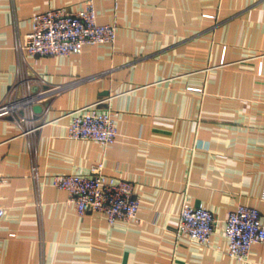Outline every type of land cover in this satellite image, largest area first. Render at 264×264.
Returning a JSON list of instances; mask_svg holds the SVG:
<instances>
[{
  "label": "crops",
  "instance_id": "1",
  "mask_svg": "<svg viewBox=\"0 0 264 264\" xmlns=\"http://www.w3.org/2000/svg\"><path fill=\"white\" fill-rule=\"evenodd\" d=\"M92 1L97 23L117 25L114 45L25 56L35 92L61 88L46 92L32 132L0 118V264L264 261V242L239 260L226 254L224 235L238 204L264 220V0ZM85 2L0 0V103L17 81L15 41L33 14ZM98 101L115 114V141L68 138V113ZM33 152L40 188L29 175ZM97 162L132 182L138 221L79 216L50 184L54 174H89ZM184 202L215 217L208 244L175 235Z\"/></svg>",
  "mask_w": 264,
  "mask_h": 264
},
{
  "label": "built area",
  "instance_id": "2",
  "mask_svg": "<svg viewBox=\"0 0 264 264\" xmlns=\"http://www.w3.org/2000/svg\"><path fill=\"white\" fill-rule=\"evenodd\" d=\"M116 30L115 23H97L92 0H86L84 7L76 11L55 7L33 14L30 31L23 36H17L15 41L18 56L17 81L0 103V118L15 117L20 123L29 124L28 132H32L39 126L35 116L37 113L33 112L32 106L40 104L46 92L53 93L61 88L56 86L33 92L32 80L22 68L25 56L38 58L78 54L85 44L113 46ZM19 90L20 95L17 94ZM99 103L98 101L68 113V138L94 140L104 146L115 141L118 135L115 114L110 109L99 107ZM34 154L35 152L32 155L29 175L40 188L43 183ZM103 168V163L97 162L90 166L89 174L86 175L54 174L50 184L68 194V201L73 204L79 216L95 211L105 214L109 222L138 221L140 200L134 194L132 182L109 177L103 172ZM36 205L39 208L41 203L38 201ZM3 214L4 209L0 206V220ZM215 226L216 219L208 208L202 204L184 202L179 212L175 235L206 245L210 242ZM224 235L227 241L226 254L235 259L247 260L251 246L264 242V220L260 211L253 206L238 204L228 212L224 221ZM257 264H264V261Z\"/></svg>",
  "mask_w": 264,
  "mask_h": 264
},
{
  "label": "water",
  "instance_id": "3",
  "mask_svg": "<svg viewBox=\"0 0 264 264\" xmlns=\"http://www.w3.org/2000/svg\"><path fill=\"white\" fill-rule=\"evenodd\" d=\"M33 92H35V90L33 89ZM32 110L34 113H40L42 111V106L41 104H35L32 106Z\"/></svg>",
  "mask_w": 264,
  "mask_h": 264
}]
</instances>
